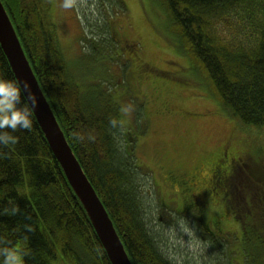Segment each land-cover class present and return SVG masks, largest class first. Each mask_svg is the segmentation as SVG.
<instances>
[{
	"label": "trees",
	"instance_id": "16d2710c",
	"mask_svg": "<svg viewBox=\"0 0 264 264\" xmlns=\"http://www.w3.org/2000/svg\"><path fill=\"white\" fill-rule=\"evenodd\" d=\"M1 1L39 86L82 170L108 211L131 262L179 264L164 250L162 238L153 228L151 202L146 199L145 188L149 180H144L150 173L138 166L137 138L132 131H125L123 105L114 97L113 84L103 78L97 79L98 84H86L76 75L78 72L67 60L56 33L54 0ZM140 1L145 8L146 4L150 5L147 13L163 11L167 15L170 35L179 41V48L208 81L209 96H216L214 100L223 114L242 127L264 130V0ZM125 5L123 0H90L92 19L84 18L87 25L86 22L81 25L80 43H84L83 50L91 47L92 56L85 53L74 64L84 60L91 68L101 61L102 66L109 68L111 48H120L125 41L117 38L110 25L125 11ZM123 34L127 35L126 29ZM124 45L129 47L131 61H141L143 50L128 41ZM119 64L124 73L121 83L131 90L127 72L130 61ZM146 67L140 66L138 71L145 80L168 82L166 77L144 73ZM0 77L17 82L1 46ZM197 85L200 86L199 82ZM138 113L143 134L146 123L141 112ZM32 120L30 130L5 129L18 140L15 145H0V248L22 246L27 253L24 264H111L34 113ZM112 120L117 122L115 126ZM227 142L233 148L236 146L231 140ZM258 153L259 149L242 154V165L236 167L235 178L221 183L227 197L224 204L240 222L242 236L250 235L249 242L254 247L245 264H264V197L255 190L243 191L240 183L241 179L247 181L245 173L250 169L255 175L260 174L264 161L256 162ZM207 163L203 161L206 166ZM199 171L196 174L203 181L194 184L193 192H188L185 184H189V176L172 169L169 176L172 187L202 201L212 188L207 183L211 171L209 168ZM219 180L217 173L214 188L218 190ZM213 195L215 199L218 197L216 189ZM160 206L162 212L168 209ZM189 207L192 209V205ZM168 210L176 213L173 208Z\"/></svg>",
	"mask_w": 264,
	"mask_h": 264
},
{
	"label": "rangeland",
	"instance_id": "374dc122",
	"mask_svg": "<svg viewBox=\"0 0 264 264\" xmlns=\"http://www.w3.org/2000/svg\"><path fill=\"white\" fill-rule=\"evenodd\" d=\"M54 1L52 12L56 33L67 60L78 72L76 75L86 84H98V78L113 84L114 97L123 105L125 131H132L137 138L135 155L138 166L145 167L150 173L148 178L144 177L145 181L149 180L145 187L146 199L151 202L150 219L162 238L164 250L179 264H245L254 247L249 242L250 235L242 236L240 222L234 219L228 206L217 197L215 199L214 194L204 196L191 209L190 197L183 190L172 187L169 176L172 169L189 177H195L199 170L207 171L223 153L229 140L236 144L233 152L244 155L246 151L259 149L255 161H264V130L242 127L223 114L214 100L216 96H209L208 81L179 48V41L170 35L167 29L170 20L163 11L147 13L149 4L145 8L140 0H123L126 4L124 14L114 19L110 28L119 40L125 41L121 42L120 48H111L107 60L109 68L99 61L91 70L87 61L73 62L81 60L85 53L92 56L89 53L91 47L83 50L84 43H80L81 25L85 22L87 25L84 18L92 19L90 0H74L71 9L61 7L63 0ZM125 29L127 35H121ZM126 41L143 50L141 61H131L129 47L124 45ZM127 59L130 61L128 83L132 91L126 83H121L124 73L118 65ZM146 65L144 73L150 77H166L168 82L155 78L145 80L138 71L140 66ZM137 111L145 119L143 134ZM203 161H208V165ZM259 172L255 175L252 169L246 171L248 179H241V189L255 190L264 197V164ZM160 205L173 208L176 213L168 209L162 212Z\"/></svg>",
	"mask_w": 264,
	"mask_h": 264
},
{
	"label": "water",
	"instance_id": "95a60500",
	"mask_svg": "<svg viewBox=\"0 0 264 264\" xmlns=\"http://www.w3.org/2000/svg\"><path fill=\"white\" fill-rule=\"evenodd\" d=\"M0 46L12 68L18 84L27 82L29 91L36 97L38 107L33 112L47 140L50 150L60 164L75 197L81 202L92 223L95 233L103 245L111 264H133L121 242L114 223L109 217L103 202L94 190L90 180L77 160L73 149L60 128L47 97L39 86L37 76L24 52L19 36L16 34L9 14L0 0ZM23 92V89H22ZM23 95H26L23 93Z\"/></svg>",
	"mask_w": 264,
	"mask_h": 264
},
{
	"label": "clouds",
	"instance_id": "9594fccd",
	"mask_svg": "<svg viewBox=\"0 0 264 264\" xmlns=\"http://www.w3.org/2000/svg\"><path fill=\"white\" fill-rule=\"evenodd\" d=\"M73 4L74 0H63L61 7L71 9ZM22 89L26 95H22ZM37 107L38 101L29 91L27 82L21 86L14 80L0 77V145H15L18 140L5 129L15 132L17 129L32 128V113ZM111 123L115 126L117 122L112 120ZM26 254L19 245L0 248V264H24Z\"/></svg>",
	"mask_w": 264,
	"mask_h": 264
},
{
	"label": "flooded vegetation",
	"instance_id": "af4514ba",
	"mask_svg": "<svg viewBox=\"0 0 264 264\" xmlns=\"http://www.w3.org/2000/svg\"><path fill=\"white\" fill-rule=\"evenodd\" d=\"M233 144L231 145H227L224 148V151L222 154L219 155V157L214 161V163H212V165L210 166V175H211V179L207 180V183L210 184L211 190H209L208 192H206V196H210L213 195V190L214 188V183H215V179L217 176V173L220 174V180H219V187L220 190L217 191L218 193V197L217 200H220L221 202H224L227 197L225 198L224 196V190H222V180H229L230 177H232L233 179L235 178L236 174H234V171L236 169V167H239L242 165L241 163V156L242 154H237L236 152H233ZM232 173V174H231ZM196 176L194 177H189L188 181L189 184H185L186 186H188V188L186 189V191L188 192H193L194 190V184H198L201 183V181H203V178L201 177V175L195 174ZM211 180V181H210ZM209 181V182H208ZM190 197V196H189ZM195 197H190V205L195 204V202H199L196 199L194 200ZM196 205V204H195ZM193 205V206H195Z\"/></svg>",
	"mask_w": 264,
	"mask_h": 264
},
{
	"label": "bare ground",
	"instance_id": "6f19581e",
	"mask_svg": "<svg viewBox=\"0 0 264 264\" xmlns=\"http://www.w3.org/2000/svg\"><path fill=\"white\" fill-rule=\"evenodd\" d=\"M103 206H104V204H103ZM105 207V206H104ZM121 240V239H120Z\"/></svg>",
	"mask_w": 264,
	"mask_h": 264
}]
</instances>
